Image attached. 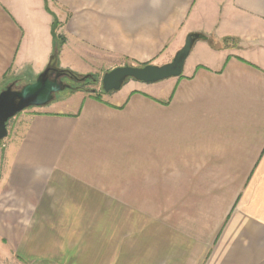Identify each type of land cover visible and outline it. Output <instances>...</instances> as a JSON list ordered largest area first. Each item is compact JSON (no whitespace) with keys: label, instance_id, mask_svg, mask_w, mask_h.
Wrapping results in <instances>:
<instances>
[{"label":"crops","instance_id":"crops-1","mask_svg":"<svg viewBox=\"0 0 264 264\" xmlns=\"http://www.w3.org/2000/svg\"><path fill=\"white\" fill-rule=\"evenodd\" d=\"M191 32L213 42L180 76L24 111L0 146V264H264V0H0V92L60 37L58 66L114 68Z\"/></svg>","mask_w":264,"mask_h":264},{"label":"water","instance_id":"water-1","mask_svg":"<svg viewBox=\"0 0 264 264\" xmlns=\"http://www.w3.org/2000/svg\"><path fill=\"white\" fill-rule=\"evenodd\" d=\"M199 39H204L201 32L189 33L183 46L177 50L169 62L144 65L126 64L112 68L102 77L103 91L120 90L129 78L152 83L180 76L195 42ZM63 77H68L76 83L88 79L95 80L91 73L83 75L58 66V54H52L49 63L34 81L22 86H18L17 82H12L0 92V142L8 135V122L11 118L31 107L48 105L55 99L58 91L75 87L65 82Z\"/></svg>","mask_w":264,"mask_h":264},{"label":"rangeland","instance_id":"rangeland-1","mask_svg":"<svg viewBox=\"0 0 264 264\" xmlns=\"http://www.w3.org/2000/svg\"><path fill=\"white\" fill-rule=\"evenodd\" d=\"M63 43H65V38L60 37L57 39V44L59 46H60V44L62 45ZM174 50L175 49L172 47V44H171L166 49H164L161 53H159L157 56H155L153 59H151L147 62L132 63V62H130V60H127L124 58L118 59V58H112V57L108 56V58H107L109 61L108 65H110V66L115 65V64L117 65V63H119V62L122 63L119 65H126V64L144 65L147 63L163 64V63L169 62L173 59V57L175 55ZM64 59H65V62L64 63L62 62L63 65H61L64 69H69V70L75 71L79 74L85 75V74H88L87 68H91L92 70H90V71H92V72H90V73L93 74L95 77V80L88 79L87 81L80 82V83H76L73 80H71L70 78L64 77L63 80L65 82H68V83L72 84L73 86L81 85L83 88H80V89H86L87 90V88H94L95 90H99V89L101 91L103 90L102 89V77L104 76V74L106 72H108L109 70L112 69V68H109L106 63L100 62V61L93 62L91 60V58H88L87 56H84V55L81 56V55H77V54H69V56H67ZM113 60H115V62H113ZM89 61H92V62H89ZM119 65H117V66H119ZM134 80L135 79H133V78H129L126 82H129V81L132 82ZM80 89L66 88L64 90L58 91L56 93L55 99L53 101L58 100L62 97H66V96H68V95H70V94H72L75 91H78ZM24 111L18 113L15 117H13L9 120V122H8V135L5 139H3L0 142V146H3L4 144H6V142L8 140H11L12 138L19 136L20 131H21V126L23 125V122H24V117H25V115H23Z\"/></svg>","mask_w":264,"mask_h":264},{"label":"trees","instance_id":"trees-1","mask_svg":"<svg viewBox=\"0 0 264 264\" xmlns=\"http://www.w3.org/2000/svg\"><path fill=\"white\" fill-rule=\"evenodd\" d=\"M202 34H203L205 40L213 42V38L210 35H208L206 33H202ZM229 39L234 40V38H226L225 41H228ZM58 50H59V45L57 43H55V50H54L53 54H58ZM80 88H83V87L81 85H76L73 89H80Z\"/></svg>","mask_w":264,"mask_h":264},{"label":"flooded vegetation","instance_id":"flooded-vegetation-1","mask_svg":"<svg viewBox=\"0 0 264 264\" xmlns=\"http://www.w3.org/2000/svg\"><path fill=\"white\" fill-rule=\"evenodd\" d=\"M63 79H64V77H63Z\"/></svg>","mask_w":264,"mask_h":264}]
</instances>
